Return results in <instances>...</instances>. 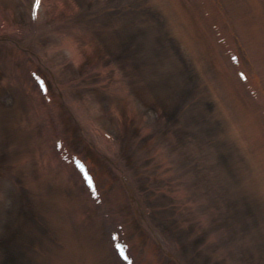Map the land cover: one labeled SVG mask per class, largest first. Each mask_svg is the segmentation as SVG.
Segmentation results:
<instances>
[{"label": "rangeland", "instance_id": "374dc122", "mask_svg": "<svg viewBox=\"0 0 264 264\" xmlns=\"http://www.w3.org/2000/svg\"><path fill=\"white\" fill-rule=\"evenodd\" d=\"M57 1L60 0H46L48 8L34 26L32 21L31 25L27 24L29 13L27 17L25 14L31 4L29 0H0L1 29L6 35L13 31L19 42L31 35L28 46L31 49L26 50L41 54L43 62L37 61L42 62L41 68L49 70L50 67L54 72L56 78L49 81V86L55 80L57 97L59 90L62 91V100L60 96L57 100L62 106V116L71 112L81 123L84 109L101 132L115 137V142H112L114 138L106 142L109 161L120 166L123 161L130 165L126 164L128 169L124 166L128 181L137 185L143 196L153 193L152 185L160 187L161 204L150 203L152 210L147 218L152 231H159L160 236L163 234L165 239L175 243L171 253L174 252L179 261L176 263L170 256L163 259L159 251L157 264H264L263 167L257 161L246 163L241 157L233 158L231 155L238 156L243 144L248 145L241 144L240 138L232 140L227 136L237 129L231 122H238L237 115L240 118L238 107L229 96L240 90L238 84L241 87L244 84L235 68L234 73L230 72V53L244 49L238 55L240 61L248 65L246 75L251 79V70L259 68L251 52L259 48L258 42L245 43L237 33L231 36L221 33L217 27L213 29V43L222 51L229 68L225 83L224 76L216 69V61L209 58L214 50L205 43V38L200 34L192 35L191 24L185 25L184 30L176 23L173 25L176 13L172 0H147V6L143 5V0L130 8L123 5L126 0H62L59 7L55 4L52 17L47 18L45 11L49 12V6ZM199 1L202 7L213 6L210 0ZM227 14L230 17V12ZM206 15L204 19L211 18ZM238 16L239 12H235L230 20L235 22ZM19 30L25 33L20 35ZM181 31L186 37L178 39ZM68 35L72 36L74 45L84 51L79 66L59 48L66 41L60 37ZM225 35L232 39V51L228 45H223ZM96 36L99 39L96 40ZM166 43L175 57L163 51L162 45ZM14 48L7 44L0 47V264H120L108 248L117 210L131 219L125 238L132 251L139 252L144 242L146 245L151 242L153 246L154 239L136 216L137 212L128 205L123 208L112 199L115 190L119 197L123 196L124 188L119 185L120 181L117 183L112 165L102 161L100 154L94 149L92 152L82 141L81 132L85 133V129L79 125L69 134L70 142L62 134L65 144L69 143L82 156L99 164V179L108 187L101 205L87 192L82 200L85 188L78 181V173L68 168L71 164L62 161L54 147L49 146V139L43 135V119L39 122L37 118L40 110L35 109V98L26 89H35L27 72L28 62L35 57H24L25 53L22 56L17 50L15 57ZM244 51L248 58H241ZM169 56L171 61L167 59ZM261 70L257 77L264 86V70ZM115 72L119 74L116 90L124 89V79L130 78L136 83V88L130 86L127 92L130 103L122 96L108 94V85H99L102 80L117 81L113 79ZM55 103L47 113L50 120L60 117ZM255 105L256 108L247 113L254 114L259 123L264 124L263 106L257 102ZM132 107L136 112L131 111ZM136 132L138 137L134 136ZM103 133L91 135L87 131L90 141L98 147L104 145ZM131 136L134 137L131 139ZM116 141L118 147L111 151L110 145H116ZM132 141L133 147L128 148L126 143ZM144 143L147 145L141 147ZM159 146L167 149L164 157L169 164L165 166L158 160V154L153 157L154 148ZM212 149L220 157L216 158L219 168L213 173L219 179L209 176V164L215 161ZM142 153L150 158L143 159L144 167L137 162ZM170 167L175 173L164 175L163 170ZM62 168L71 175L64 179L65 185L51 174L62 176L59 171ZM221 168L227 170L226 174L222 173L223 169L219 170ZM180 183L187 185L191 198L179 199L177 192L174 198L175 188ZM188 200L197 202L194 205L197 209L189 210ZM176 209L188 211L179 215ZM195 213L201 217L197 214L195 217ZM205 217H209L204 224L207 226L202 227L199 222Z\"/></svg>", "mask_w": 264, "mask_h": 264}, {"label": "bare ground", "instance_id": "6f19581e", "mask_svg": "<svg viewBox=\"0 0 264 264\" xmlns=\"http://www.w3.org/2000/svg\"><path fill=\"white\" fill-rule=\"evenodd\" d=\"M31 1H32V6H34V8L36 10H38V12H37L38 14L37 15H33V17H32L30 9L25 14H26V17H27L28 13H29V17H28L29 20H28L27 24L31 25V23L33 22L32 25L36 26L38 24L37 20L42 18L41 13H43L44 10L46 8H48V3L46 2V0H31ZM61 1L62 0L57 1L54 4H52L53 2H51L52 5L49 6V12L45 11L47 18H51L52 17L50 15H52V13H53V8H54L55 4H57V7H59V5H61L60 4ZM155 1H157V0H155ZM183 1H184V3H183ZM196 1L200 4L199 0H192L193 3L189 2V0H172L173 5H175L173 12L176 13V14H174L175 15L174 16V19H175L174 23L173 22L172 23H173V25L176 23V26L182 27V30H184L185 25L191 24V26L194 27L192 35H195V34L199 35L200 34V36H202L203 39L205 38L204 39L205 43L209 44V48L211 46L210 49L214 50V53L213 54L211 53L209 55V58H210L211 61H216V69L220 73V75L222 74L224 76V77H222V80H224L225 83L228 81V79H227L228 76H225V75L229 74L228 73L229 68L226 67L227 62H225L224 58H222L223 57L222 54H221L222 51L213 43L214 41L212 40V37H211L212 34H213L212 32H214L213 27H215V28L217 27V29L220 30V31L222 30L221 33H223V34H227L228 33V34H230L232 36V35L237 33L236 35H238L239 38L243 39L245 41V43L246 42L249 43V41H252V42L253 41H257L258 42V47L259 48L251 50V52L253 51L252 54H253V57H255L256 67H259V68L258 69L254 68L255 71L251 70L252 72H250V74H251L250 81H248V83L245 82V84H243L242 87H241V85L238 84L237 86L240 87V90L236 91L235 94H231V96H229V98H231L234 101L235 106L238 107V110H239L238 112H239L240 118L237 115L236 116L237 117L236 120L238 122H236V121L235 122H231L232 124H236V128L237 129L235 130V132L233 131V133L229 132V135H227V136H229L230 139H232L233 137L234 138H240L241 144H243V142H244V143H246V145H248V147L247 146L245 147L244 144H243V147H242L243 149L238 152V154H239L238 156L231 155V156H233V158L240 159V157H241L244 160V162H246V163L247 162L250 163V161L251 162L257 161L258 162L257 164L261 165V167H263V171H264V124H260L259 121L257 120L258 117L254 116V114L250 115L249 112L247 113L248 110H252V109L256 108V105H255L256 102H257V105L263 106L262 108L264 109V86H263L262 81L259 79V77H257L258 71H260V68L262 69L261 70L262 72L264 70L263 69V67H264V0H221L223 2H220L219 0H210L211 5H213V6H210L208 4V7L207 6H205V7L203 6L202 7L201 4H200V6L203 9L200 6L196 5L197 4ZM151 2H154V1L151 0ZM225 3L226 4L228 3V5H225ZM155 6H157V5H155ZM226 6H229V8L226 7ZM57 7H55V8H57ZM230 8H232V9H230ZM237 11L239 12V16H238L239 19L237 21L235 20V22H234V21L230 20V18L232 17L233 14H235V12L238 13ZM206 12L209 13V14L206 15ZM227 12L228 13L230 12V17L227 14ZM249 12L251 14H249ZM61 13H64V12L61 11ZM247 14H249V15L247 16L246 19H244V18L241 19V17L243 15L245 17V15H247ZM205 15H206V17L209 16L211 18H207V20H206V19H204ZM1 19H2V17L0 16V24H1ZM30 19H32L34 21L30 22ZM210 19H212V20H210ZM255 19H259L258 21L261 24H259L258 21H255ZM177 29L180 31L179 28H177ZM190 30H191V28H190ZM12 32L9 33L8 35H6V32H4L1 29V26H0V47L3 44H7L9 47L11 46L12 48L14 46L15 47L13 49L14 50V52H13L14 56L15 57L17 56V55H15V51L16 50L18 52H20V53L22 52L21 54L23 56L24 51H21L20 49H21L23 44L25 46L22 48V50L28 47L27 43L29 44V41H30L29 39H30L31 35L30 36L27 35V37L25 38L24 42H21V41L19 42L17 40V37H15L16 39L14 38V33H12ZM19 32H20L19 33L20 35H22L21 34L22 32H23V34L25 33L24 30L23 31L19 30ZM82 34H85V33H82ZM39 35H43V34H39ZM36 36H37V34H36ZM71 37L72 36H69V35H68V37H60V38H62L64 40H66V41L64 43H62L61 46H59V48L61 50H63L64 53H66L68 55V57L71 58V62L74 65H76V66L78 65L79 66L80 62L84 58V55H83L84 51L80 47H76L74 45L73 38H71ZM182 37L184 38V37H186V35L181 31V33L178 36V39H182ZM51 38L53 39V37H51ZM178 39H176V40L179 41ZM182 42L184 43V41L181 40V43ZM225 42H224L223 45H230V42H232V39H229V37H228V38H226ZM212 43L214 44L215 48L212 45ZM229 47H231V46H229ZM162 48L164 49L163 50L164 52H166V51L168 52V55H170L171 57H175L173 52H172V49L167 47V43H166V46L162 45ZM242 49L243 48L241 47L240 51L244 50V49L243 50ZM31 54H33V51H31ZM25 55L26 56H30L28 54V52H26V51H25ZM14 56H13V58H15ZM170 56L167 57L168 61H171V59H170L171 57ZM34 57H35V59L37 61L41 60L43 62V59H42L43 56L41 54L40 55H39V53L34 54ZM248 57L249 56L247 55V52L244 51L241 58H248ZM201 60H203V59H201ZM196 62H197V65H198V61L197 60H196ZM41 63L40 62L37 63L38 66ZM37 64H36V66H37ZM192 64H194V63L192 62ZM259 64H261L262 66H259ZM234 66H236V65H234V64L231 65L230 64V72L233 71V73H234V68H235ZM173 68L175 70V67H173ZM244 68L247 69L249 67H248L247 64H245ZM49 69H50V67H49ZM169 70L170 69H168V71ZM36 72H38V71H36ZM10 74L13 75V70H12V72ZM114 74L115 75H114L113 79L117 80V81H115V82H113V81H111V82L109 81L108 82L107 81L106 82V84H109L108 89H107L108 90L107 93L108 94H113V96H122L125 100H127L130 103L131 99L128 97V93L127 92H128V89H129L130 86L133 87V88H136V86H135L136 83H134V81H132L130 78L127 79V80L124 79V81L122 80V84L125 86L124 89L122 91L116 90L115 88L119 85L117 83V82H119V76H118L119 74L117 72H115ZM166 74H167V72H166ZM49 75H50V77H52L51 73H49ZM216 76H217V74H216ZM141 79H143V78H141ZM252 79L254 81H252ZM14 82H16V81H14ZM44 83H45V80H44ZM102 83H103V81H102ZM57 84L58 83H56L55 80H53L52 87H53V91L54 92H55L56 89H58ZM247 84H249V85H247ZM99 85H100V82H99ZM44 86L46 88L45 90H43L44 92L40 91V89H38L36 86L34 87L35 89H32V90H31V88L26 87L27 91L28 92L31 91V95L33 94V97L35 98V102H36L35 109L36 110L37 109L40 110V113H39V115L37 117L39 122H40V120L43 119V117H46L47 113H48L47 110L44 107V104H43L42 100L44 102L46 101V103H47L48 99L51 98L50 97V94H51L50 92L51 91L49 90V87L47 86V84L44 85ZM245 86L250 87V89L248 91L249 95H248V92H247L248 89ZM227 88L229 89L230 92L232 91V88H230V86H228ZM136 91H137V89H136ZM61 92H62L61 90H59V92H58V97L59 96L61 97L60 100H62V98H63L62 95H61ZM44 93H46V95ZM226 95H228V93H226ZM250 95L252 96V99H251ZM54 97H56V101H57L58 100L57 93L54 94ZM133 98L135 99L136 97H133ZM53 100L55 101V98H53ZM139 100H141V97H139L138 101ZM63 104L66 106V103H63ZM119 110L121 111V108ZM132 110L134 112H136L134 107L131 108V111ZM124 112H126V111H124ZM255 113H257V111ZM66 115L68 116V118H70V120H72L71 115L69 113H66ZM81 115H82L83 119L87 118L86 120H84L85 123L91 122V118L88 117V115L86 114V111L84 112V109H83V112H82ZM144 115L146 116V114H144ZM226 116H227V114H226ZM234 116H235V114H234ZM121 118H123V117H121ZM42 127H43L42 128L43 129V135L44 136H46V135L48 136V130H49L48 126H45V125L43 126L42 125ZM81 127H82V129L83 128L85 129L87 127V125L84 124V125H81ZM90 128H92V127L89 126L87 129L90 130ZM95 133H98L99 135L101 134V133H99L98 129L96 130V127H95L94 134ZM47 136H46V138H48ZM85 138H86V136H85ZM68 139L70 141V140H72V137L69 136ZM86 140L88 141L89 139L86 138ZM86 140H84V142H85V144H87L90 147L91 151L94 149L97 153H99V151H97L98 150L97 149L98 148V144L94 143V142L89 143ZM237 140H239V139H237ZM74 141H76V139H74ZM104 145H106V146H104ZM104 145L102 147V151H104V154L103 155H101L100 153L99 154H100L101 160L103 159L102 161L109 162V159L106 157L107 154H108V152H106L107 151V144H104ZM115 146L118 147L117 145H114V144L112 145L111 144L110 145V147H111L110 150L111 151L115 150L116 149ZM154 149H153L154 150L153 151V157H155L158 154L159 155L158 156V160H160V162L162 163V166H165V165L169 164V160L166 157H164V156H166L165 155V151L167 149L164 146H161V147L159 146L157 148L155 147ZM212 150H214V151H212V152L210 151L211 152V156L215 159V161L214 162H210V164H209V165H211L210 169L212 170V171L210 170L211 174H209V176H210L211 179H212V176H213V179H219V177L216 174L213 175V173L216 172L214 170L219 168L220 164H218V162H216V158L218 159L220 157H219V154L217 153V151H215V149H212ZM145 158H149V157L146 156L144 153H142V155L140 156V159L138 160V163H141V162L143 163V161H144L143 159H145ZM78 159L81 160V157L77 156L76 160H78ZM176 159H177V157H176ZM177 160H179V159H177ZM83 163H85V162H83ZM214 164H216L215 166L217 168L214 166ZM217 164H218V166H217ZM85 165H86V171H87V173H89V175L91 177L90 181H91L92 186L96 187L99 191H101V189L103 188L102 192H104V193L107 192L108 193V191H107L108 187L106 185L104 186V184L101 182V180L97 178L100 175V173L98 172V174H96V173L94 174L93 172H90L91 169L93 168L91 163L86 162ZM222 167H225V166H222ZM115 168L116 169L114 170V172L117 174L116 178H118V180H116V181H117V183L119 181L121 182V184L124 186L125 193L123 194V196L119 197L117 191L115 190L114 191L115 195L113 193L114 196H112V199L113 200L116 199V201H118V203H121L123 208H125V205H128V207H130L131 210H134L135 213L137 212L136 216L138 215V218H140L141 221H142L143 227L144 228H148L150 237L154 239L153 246H152L151 242H150L149 245L148 244L146 245L145 242H144L143 249L142 248L139 249V252H138V250H137V253L134 252V250H133V252L131 251V254L134 253V255L136 257V258L134 257L135 259H133V258L131 259V263L132 264H157V261H158L157 260L158 259L157 254L159 256V251L164 255V256L160 255L161 258L164 259L165 256L166 257L170 256L177 263L179 261L178 257L176 256V254L174 252L171 253V249H173V245L175 243L172 240L165 239L163 237V234L160 236L159 231L158 232L157 231L154 232V230L152 231L151 226H150V221L147 218V215L149 214V209L152 210V208L149 207V209H148L146 206L149 203H152V205H154V206L155 205H159L160 206V204H161L160 203L161 202V198H160L161 189H160V187L157 188V186H156L157 184L156 185H152L153 188H154V190H152L153 193L145 194L146 195V199H148V200H145L144 199L145 195L143 196L141 194V192L138 193V191L135 190L136 188L133 185V183L131 184L129 181H127L128 180V176H127V171L124 170V168H125L124 165H121V166L120 165H116ZM166 169L167 168H165L163 170V172H165L164 175L167 174V173H170V172H171V175L173 174L174 168H172V170L171 169H167L166 170ZM222 169H223L222 173L226 174L227 170L225 171L224 168H221L219 170L222 171ZM65 170H66V168H64V169L62 168V170L59 169V171L62 173V176L51 172L52 175H56L57 178H60L62 184H64V185H65V180L64 179L66 177L69 178L71 176V175L68 174L69 171L68 170L65 171ZM96 170H97V168L95 170H93V171L95 172ZM98 171H100V168H98ZM163 172H161V173H163ZM72 177L74 178V176H72ZM160 178L163 179V176L160 175ZM96 179H98V180L96 181ZM78 181L81 182L79 179H78ZM100 184H103L101 189H100V186H101ZM90 188H91V186L87 185L88 192H89ZM186 188H187V185H185V183L177 184V188H175V192H174V198L176 196V192H177V197L179 199L190 197L191 193L188 190V188L187 189ZM84 192H85V194H83V196H82L83 199L82 200H85L86 194L88 193L86 190H84ZM95 194H96L95 197L97 195H102L101 192L98 193V192H96V190H95ZM222 196H224V195H222ZM172 198H173V196H172ZM100 201H103L102 197H101ZM145 201H147L148 203L145 202ZM157 202H159V203H157ZM199 203L202 204L201 202H199ZM195 204H197V202H195V201L192 202V201L188 200L186 206L190 210V209H194L196 207V206H194ZM203 204L206 205V202L203 203ZM254 205L257 206L256 204H254ZM174 207L177 208L176 206H174ZM256 208H258V206ZM196 209H197V207H196ZM115 210H117V207L115 208ZM176 210H177V214H179V215L181 213H184V212L188 211V210H186V211L183 212L182 210L180 211L179 209H176ZM249 211H251V210H248V212ZM116 212H115L116 213L115 218L118 221V224L116 226V230H114V231L118 232L119 236H122V234L124 235L125 233L128 232V227L130 226L131 219H129V217L125 218L123 213L119 212V210H117ZM190 213L192 214L191 211H190ZM196 214H197L198 217H201L199 213H195L194 216ZM122 216H123V218H122ZM192 216H193V214H192ZM197 216H195V217H197ZM208 218L209 217H205L203 221L198 220V218H196V220L197 221H201V222H199L200 223L199 225L203 227ZM206 226L207 225H205L204 227H206ZM111 235H112V231L110 232V236ZM110 236H108V248H109V250H111L112 246H114L113 242L109 239ZM191 237L192 236H189V238H191ZM157 245H158V247H157ZM139 247H140V244H139ZM112 251H113L114 255L116 256V259H119V263L120 264H125V261H123V259H120L119 256H117L118 254L116 253V251H114L113 249H112ZM105 253H108V251L105 250ZM127 255L129 256V254H127ZM178 264H180V262Z\"/></svg>", "mask_w": 264, "mask_h": 264}]
</instances>
